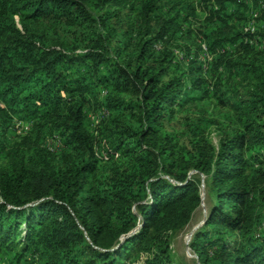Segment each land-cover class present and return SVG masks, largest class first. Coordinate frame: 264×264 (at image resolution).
<instances>
[{
    "label": "trees",
    "instance_id": "1",
    "mask_svg": "<svg viewBox=\"0 0 264 264\" xmlns=\"http://www.w3.org/2000/svg\"><path fill=\"white\" fill-rule=\"evenodd\" d=\"M162 1L0 0V254L8 264H177L164 234L183 230L203 204L192 171L206 177L210 206L192 245L201 264H264V231L253 227L264 209V63L236 26L242 8L264 0H201L208 17L197 36L214 56L207 72L179 71L168 48L183 27L161 15ZM66 24L86 31L81 53L38 43L48 26ZM257 35L264 40V12ZM225 45L238 56L220 52ZM99 90L109 115L95 127L86 108L103 107ZM210 94L231 120L219 144L201 124L185 139L172 133L177 115ZM17 122L30 128L7 146ZM48 135L59 137V152L43 148ZM134 205L142 229L121 243L138 226ZM136 249L149 257L133 262Z\"/></svg>",
    "mask_w": 264,
    "mask_h": 264
},
{
    "label": "rangeland",
    "instance_id": "2",
    "mask_svg": "<svg viewBox=\"0 0 264 264\" xmlns=\"http://www.w3.org/2000/svg\"><path fill=\"white\" fill-rule=\"evenodd\" d=\"M161 15L166 17L167 20H174V23L178 27L182 26L183 30L176 34L175 39L177 42H174L170 49L172 51V57L175 58L176 63L179 66V71L182 72L187 69L189 66L192 68L204 69L206 72L209 67V63L214 59L207 50L206 45L201 37L200 30L203 29L206 24V19L208 15L206 14L205 7L203 6L201 0H163L160 3ZM195 11V16H192V10ZM233 11L238 8L231 7ZM180 11L181 15L178 16L177 13ZM244 12V15H241ZM264 12V4L261 8L253 7L252 4H248L247 10L241 9L236 15V26L242 28L245 34H249L251 38V45L257 50V54H260L262 57V63H264V40L257 35L258 28L260 26V21L262 20ZM125 13L128 14L126 11ZM186 15H190L187 19V22H183V19ZM134 16L125 17L119 23V26L122 25L123 28L120 30V38H123L124 32L129 34L128 22L130 19L135 21ZM17 27L22 30V25L18 17L15 18ZM119 28L118 26H116ZM254 28V31L252 29ZM45 27L41 28V30ZM52 29L48 26L43 32L42 36L38 40V43L44 44L46 47L51 45H60L64 44V47L68 49L67 51H75V53H81L85 46V33L86 31L80 30V28L74 24H66L65 26L58 27L59 30H50ZM188 32H191L190 40H187ZM200 35L201 37L197 36ZM129 36V35H128ZM249 39V38H248ZM187 43L188 47L191 46V49L187 50L182 45ZM54 43V44H53ZM162 45L160 43L156 44V49L160 50ZM232 45H225L220 52H227L229 55L238 56L237 50L234 49ZM249 57H246L243 61H248ZM227 76V75H226ZM236 82L240 81V78H235ZM96 98L98 102L101 103L100 109L91 104L89 108H86L88 113V119H90L93 126H99L100 122L108 117L109 112L106 110V98L107 94L104 91H97ZM176 121L178 126L171 129V132L177 134L181 139H185V132H188L192 128L193 123L196 125L201 124L203 127L202 130H205L207 138L214 144L218 145L220 140V131L224 126L230 124L229 110L222 108L218 105V101L215 98H212V94L209 95L208 100L204 102H196L193 107H191L187 113H182L177 115ZM201 121V122H200ZM29 125H23L20 122L15 123L14 128L8 133L5 134V140L8 139L7 146H10L9 143L15 140H20V136L29 130ZM189 133V132H188ZM43 148L48 149L51 152H59L61 149V142L58 136L48 135L45 141L42 144ZM18 148V146H17ZM2 166L0 160V167ZM161 177L167 180L172 185H178L176 181L171 177H166L161 175ZM188 181L196 183L199 187V193L203 198V204L201 207L193 214L192 220L189 224L180 232H170L164 234V240L168 243V247L171 250L172 254L175 257L177 264H201L198 255L192 249L194 239L203 231L205 223L209 217L210 206L208 203L207 196V179L205 176L199 175L194 171L190 172L188 176ZM123 202V201H122ZM147 202V200H146ZM135 214L139 217L138 226L132 230L127 236H124L121 243H124L129 236H133L139 231H141L143 224L141 223L142 218L138 213L137 205L133 206ZM257 232L264 231V209L258 212L255 225ZM102 251V250H101ZM139 256V263H142L143 260L149 257V254H146L140 249L135 250V258L132 259L134 262L136 257ZM0 254V264H8V262L2 258ZM131 262V263H133Z\"/></svg>",
    "mask_w": 264,
    "mask_h": 264
},
{
    "label": "built area",
    "instance_id": "3",
    "mask_svg": "<svg viewBox=\"0 0 264 264\" xmlns=\"http://www.w3.org/2000/svg\"><path fill=\"white\" fill-rule=\"evenodd\" d=\"M252 31H254V28L252 29Z\"/></svg>",
    "mask_w": 264,
    "mask_h": 264
},
{
    "label": "water",
    "instance_id": "4",
    "mask_svg": "<svg viewBox=\"0 0 264 264\" xmlns=\"http://www.w3.org/2000/svg\"><path fill=\"white\" fill-rule=\"evenodd\" d=\"M203 199V198H202Z\"/></svg>",
    "mask_w": 264,
    "mask_h": 264
}]
</instances>
